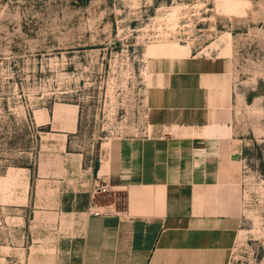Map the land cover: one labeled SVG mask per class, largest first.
Here are the masks:
<instances>
[{"label": "rangeland", "instance_id": "1", "mask_svg": "<svg viewBox=\"0 0 264 264\" xmlns=\"http://www.w3.org/2000/svg\"><path fill=\"white\" fill-rule=\"evenodd\" d=\"M237 1L239 16L218 0H0V264H80L75 210L110 145L147 134L146 95L170 60L148 48L166 42L191 57L232 48L245 148L228 264H264V0Z\"/></svg>", "mask_w": 264, "mask_h": 264}, {"label": "crops", "instance_id": "2", "mask_svg": "<svg viewBox=\"0 0 264 264\" xmlns=\"http://www.w3.org/2000/svg\"><path fill=\"white\" fill-rule=\"evenodd\" d=\"M234 100L227 58L159 64L147 134L110 145L94 176L110 190L75 210L87 214L80 264H228L245 148Z\"/></svg>", "mask_w": 264, "mask_h": 264}, {"label": "bare ground", "instance_id": "3", "mask_svg": "<svg viewBox=\"0 0 264 264\" xmlns=\"http://www.w3.org/2000/svg\"><path fill=\"white\" fill-rule=\"evenodd\" d=\"M222 11L227 15L239 16L245 13V3L237 0H218ZM220 10V9H219ZM232 55L231 46H227L220 57L229 58ZM150 58L184 60L191 58V47L183 46L175 42H166L160 45H152L148 48ZM226 132V131H225Z\"/></svg>", "mask_w": 264, "mask_h": 264}, {"label": "built area", "instance_id": "4", "mask_svg": "<svg viewBox=\"0 0 264 264\" xmlns=\"http://www.w3.org/2000/svg\"><path fill=\"white\" fill-rule=\"evenodd\" d=\"M109 186L108 185H100L97 181L94 183L93 188H92V193L93 195L99 194V193H106L108 192Z\"/></svg>", "mask_w": 264, "mask_h": 264}]
</instances>
